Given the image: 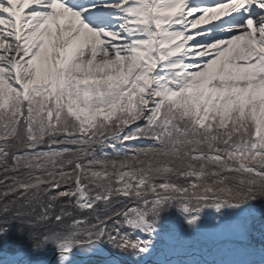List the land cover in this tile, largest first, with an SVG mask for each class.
Wrapping results in <instances>:
<instances>
[{
    "label": "snow or ice",
    "instance_id": "1",
    "mask_svg": "<svg viewBox=\"0 0 264 264\" xmlns=\"http://www.w3.org/2000/svg\"><path fill=\"white\" fill-rule=\"evenodd\" d=\"M226 231L264 256V0H0L2 264Z\"/></svg>",
    "mask_w": 264,
    "mask_h": 264
},
{
    "label": "bare ground",
    "instance_id": "2",
    "mask_svg": "<svg viewBox=\"0 0 264 264\" xmlns=\"http://www.w3.org/2000/svg\"><path fill=\"white\" fill-rule=\"evenodd\" d=\"M189 236L184 234L173 243L167 257L169 264H185L187 261H196L198 264H210V261H214V264H260L261 260L264 259L259 251L248 256L237 255L228 250L205 255L198 249L187 248ZM196 236L200 242L209 245L233 238L231 233L227 231L220 236H210L203 232L197 233Z\"/></svg>",
    "mask_w": 264,
    "mask_h": 264
},
{
    "label": "rangeland",
    "instance_id": "3",
    "mask_svg": "<svg viewBox=\"0 0 264 264\" xmlns=\"http://www.w3.org/2000/svg\"><path fill=\"white\" fill-rule=\"evenodd\" d=\"M187 248H194L200 250L203 254L209 255L211 253H215L216 251H223L228 250V245H223L220 243L216 244H204L200 242L196 236V234L190 235L188 238ZM227 241V240H224ZM256 242H259V237L257 235ZM183 260V259H181ZM0 264H2V261H0Z\"/></svg>",
    "mask_w": 264,
    "mask_h": 264
},
{
    "label": "water",
    "instance_id": "4",
    "mask_svg": "<svg viewBox=\"0 0 264 264\" xmlns=\"http://www.w3.org/2000/svg\"><path fill=\"white\" fill-rule=\"evenodd\" d=\"M210 264H214V261H211Z\"/></svg>",
    "mask_w": 264,
    "mask_h": 264
}]
</instances>
